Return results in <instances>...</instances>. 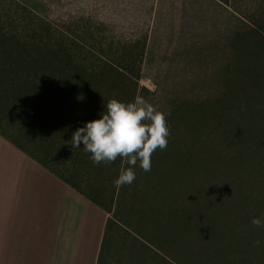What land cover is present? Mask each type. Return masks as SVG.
<instances>
[{"label":"rangeland","instance_id":"rangeland-1","mask_svg":"<svg viewBox=\"0 0 264 264\" xmlns=\"http://www.w3.org/2000/svg\"><path fill=\"white\" fill-rule=\"evenodd\" d=\"M16 3V36L40 22L106 70L123 62L111 56L115 50L146 39L145 51L137 49L141 78L119 70L117 81L131 88L138 81L136 95L165 114L168 140L181 151H154L151 171L136 167L133 183L119 189L116 163L99 165L89 193L111 214L104 264H264V245L254 246L264 242V229L251 224L264 215V0ZM249 67L258 78L245 74ZM225 97H233L230 113ZM217 102L224 114L210 116ZM192 114L200 118L188 128Z\"/></svg>","mask_w":264,"mask_h":264},{"label":"trees","instance_id":"trees-1","mask_svg":"<svg viewBox=\"0 0 264 264\" xmlns=\"http://www.w3.org/2000/svg\"><path fill=\"white\" fill-rule=\"evenodd\" d=\"M30 28H33L31 33L22 34L20 28L18 36L15 34L14 37L12 34L6 37L4 62L0 48V134L110 212L97 200L99 196L89 193L93 192V178L99 174V165L104 163L94 165L89 159L90 154L84 152L83 144L81 148H71V137L87 121L98 119L104 110V104L110 99L124 102L134 100L138 81L131 88L130 85L122 84L119 79L117 81V75L121 73L119 70H131L137 80L141 78L143 55L137 49H143L144 42L139 40L133 46L126 45L115 50L111 56L121 57L123 62L120 60L117 66L112 64L106 70L104 65L86 62L82 54L70 49L66 39L51 36V31L42 23L38 22ZM250 52L253 53V50ZM131 62L133 68L129 67ZM234 69L235 77L243 78L242 68ZM244 72L251 75L250 78H258L255 69L251 67L244 69ZM228 76L230 79V75ZM227 83L228 81L226 85ZM235 95L237 96V91ZM233 97H225L222 101L223 104H228L223 106L225 111L228 109V113L231 112L229 104ZM187 104L194 106L201 103ZM218 105L219 102L210 109V116L224 114L214 109ZM189 108H195V112L200 110L199 107ZM186 116L194 117L188 128H195L200 117L194 114ZM201 116L205 120L209 118V115ZM226 121L224 119L223 123H217L216 127L223 126ZM170 140L168 146L179 153L180 145L172 144ZM156 151L162 150L158 148ZM178 156L173 152L175 161L182 160ZM161 157L162 155L153 158L159 161ZM112 163H116L119 175L122 160L117 157ZM137 170H141L138 165ZM107 247L105 237L97 264L105 263Z\"/></svg>","mask_w":264,"mask_h":264},{"label":"crops","instance_id":"crops-1","mask_svg":"<svg viewBox=\"0 0 264 264\" xmlns=\"http://www.w3.org/2000/svg\"><path fill=\"white\" fill-rule=\"evenodd\" d=\"M20 10L16 0H0L3 62ZM139 40L145 51L146 39ZM110 220V212L0 134V264H97Z\"/></svg>","mask_w":264,"mask_h":264},{"label":"clouds","instance_id":"clouds-1","mask_svg":"<svg viewBox=\"0 0 264 264\" xmlns=\"http://www.w3.org/2000/svg\"><path fill=\"white\" fill-rule=\"evenodd\" d=\"M169 136L165 114L137 94L129 102L110 99L98 119L87 121L72 133L71 148H81L83 144L84 152L90 154L89 159L94 165L112 163L117 157L126 161L128 166L122 165L113 181L119 189L131 185L136 179L137 165L144 172L151 171L152 154L158 148H167ZM251 224L264 229V215L253 216ZM262 245L261 240L254 241V246Z\"/></svg>","mask_w":264,"mask_h":264}]
</instances>
